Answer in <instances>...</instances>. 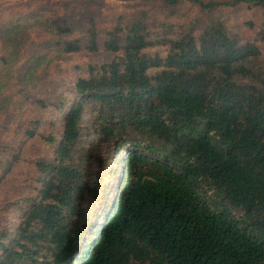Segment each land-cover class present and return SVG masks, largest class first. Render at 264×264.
Instances as JSON below:
<instances>
[{
    "label": "trees",
    "instance_id": "obj_1",
    "mask_svg": "<svg viewBox=\"0 0 264 264\" xmlns=\"http://www.w3.org/2000/svg\"><path fill=\"white\" fill-rule=\"evenodd\" d=\"M139 1L264 12V0ZM100 46L113 59L72 84L29 193L6 206L16 215L0 230V264H264L258 48L216 18L163 38L143 15L101 43L91 31L88 50Z\"/></svg>",
    "mask_w": 264,
    "mask_h": 264
},
{
    "label": "rangeland",
    "instance_id": "obj_2",
    "mask_svg": "<svg viewBox=\"0 0 264 264\" xmlns=\"http://www.w3.org/2000/svg\"><path fill=\"white\" fill-rule=\"evenodd\" d=\"M139 15L150 32L163 38L188 26L199 33L208 17L216 18L239 43L258 48L264 67V12L245 3L203 13L188 2L170 7L139 0H0V230L15 222V210L6 206L29 193L32 165L48 153L41 136L56 134L51 123L61 118V108H68L70 87L88 75L89 67L113 59L101 46L88 50L90 32L101 43L111 27ZM65 28L68 34L61 33ZM65 41L76 42L78 52L66 53ZM157 51L164 54L159 46L150 49ZM110 191L108 186L99 189L98 207L105 205L103 193ZM206 195L213 196L210 191Z\"/></svg>",
    "mask_w": 264,
    "mask_h": 264
}]
</instances>
